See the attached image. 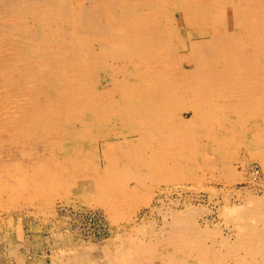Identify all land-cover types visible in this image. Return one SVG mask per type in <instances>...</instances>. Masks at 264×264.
I'll return each mask as SVG.
<instances>
[{
	"label": "bare ground",
	"instance_id": "6f19581e",
	"mask_svg": "<svg viewBox=\"0 0 264 264\" xmlns=\"http://www.w3.org/2000/svg\"><path fill=\"white\" fill-rule=\"evenodd\" d=\"M24 44L31 51L23 52ZM0 51V139L9 154L31 163L0 166V198L46 203L69 192L74 183L59 181L64 165L55 152L94 144L101 139L95 131L111 119L115 141L103 144L102 171L92 148L71 157L72 178L85 168L83 178L100 197L90 208L111 224L127 217L130 227L133 219L105 193L148 204V190L161 184L237 181L233 164L243 154L264 167V0H0ZM16 74L25 89L18 100ZM38 126L52 139L30 135ZM45 140L54 154L29 146ZM166 210L159 227L134 224L54 264H189L182 244L218 230L199 228L192 204ZM223 215L234 226L233 241H224L237 250L235 264H264V196L227 202ZM153 232L160 236L145 237Z\"/></svg>",
	"mask_w": 264,
	"mask_h": 264
},
{
	"label": "rangeland",
	"instance_id": "374dc122",
	"mask_svg": "<svg viewBox=\"0 0 264 264\" xmlns=\"http://www.w3.org/2000/svg\"><path fill=\"white\" fill-rule=\"evenodd\" d=\"M24 45H25L24 48H26V50H23V52L31 51V46L29 44H24ZM29 47H30V49H29ZM2 54H4V52L0 51V60H3V58H4L5 54L4 55H2ZM14 76L16 78L15 82H17V83H15L16 85H13L14 89L12 88L11 91L14 90V92H12V94L14 95L13 97L15 98L14 100H16V99L18 100L21 97L22 92L25 89H24V86L21 83V81L17 80L18 75L16 74ZM100 76L102 77V79H105L104 73L103 74L100 73ZM3 89L4 88H3L2 84L0 83V91L2 93H3ZM3 94H5V92ZM3 94H0V95L3 96ZM23 94H25V93L23 92ZM17 97H19V98H17ZM0 109H1V106H0ZM1 112H2V110H0V114H1ZM1 116L2 115H0V120L3 118V116L2 117ZM114 122H115V120L111 119L110 123L108 122L109 126H105V128H101L100 131H97V130H96L97 132L95 131L96 136L100 135V137H101V139H99L100 141L98 140L97 142L92 144L93 146L90 144H89V146L88 145L83 146L86 149L92 148V150L95 152V155L93 156V164L97 170L99 169V171L100 170L102 171L103 167H104V162L100 158V152L103 148V144H107V143H111V142L115 141L113 139V135H114L113 133H115V132L112 131V130H114V128H112V125H111ZM40 127L38 126L36 128V130H34V131L33 130L29 131L30 135H33V136L34 135L37 136V134L48 135V137L46 139H52L51 136L54 134H52L51 132L46 133L43 130V128L42 127L40 128ZM65 128L68 129V127H66V126H65ZM71 129H72V127L69 128V130H71ZM118 132H120V131H118ZM54 138H56V137H54ZM0 140L2 141V142H0V166L4 165V164H8L10 161L15 160V159L19 160V161H21V159H23L21 156H18V154H16L15 152L14 153L12 152L13 154H9L7 148H5V142H3L4 141L3 137H1ZM48 141H50V140H45V141H42L41 143H37V144L30 142L29 146H31L35 149H39L40 151H43V149L45 148L48 151L47 152V156H48L49 154L52 153L49 149V146L47 145ZM45 145H46V147H45ZM83 147L80 144L71 143V144H67L66 146H64L63 150H60V151L57 150L55 152L56 160L60 164L64 165L63 166L64 171L57 170V173L59 174L58 175L59 181L61 179L60 182L63 181V184L66 182H68V183L73 182L74 183L72 189L69 192H62L60 194V196L55 198V200L52 199V200H49L50 202L46 201V203H45V200H39V201L35 200V202L33 201L32 203H30V202L28 203L25 200H22V201L19 200V201L12 203V201H10L5 196H2L0 198V201H1L0 205H3L2 206L3 208L0 206V218H1L0 219V264H54L57 262V260L59 262L61 259H63V257L67 258V257H72L73 254L74 255H77V254L80 255V253L83 254L85 251V248L87 246H88L87 248H89L91 243L93 246H96L98 244H106V242L110 241L113 237H115L119 231H121V232L122 231L123 232L129 231V228L131 226H133L134 224H142L143 221H145V222H148V221L154 222L155 221V223L157 222L156 224L159 227L161 225V222H162V213L164 210H166V209L167 210L177 209V208L182 209V207L185 208V205H187V204H192L197 209H199L197 212V224L200 225L199 228L218 230L217 231L218 234L215 235V237H217V236L218 237L217 238L205 237L203 239L198 238V237H193L192 240H189L188 242L182 244L183 249H181L180 251H181V253H183V254H181V256L184 259H186L185 262H187L189 264H199L200 261H202V263H204V262L214 263L217 261L224 260L225 264H235L236 257H237V254H236L237 250L235 253L231 252L232 250L229 251L226 247L228 245V242H225L227 238H230L233 241L232 235H233L234 226L230 222L227 221V219L223 215V210H224V207L227 204V202L228 203L230 202L232 205L233 204L239 205L240 202L249 194L253 195V196H258V197L264 196V171L262 170L264 167L260 163L259 160L249 159L248 157H245L243 154V157H241V159H237L238 161H236L233 164L234 168L236 169V171L238 173V179H237V181L235 180L228 185L225 183H221V182L218 185H216V184H213L211 182H206V181L199 183L198 181L194 182V180H187V181L181 182L180 184L179 183L178 184L177 183L168 184V185L161 184L160 186L158 185L156 187H153L154 190H153V188L151 189V187H150V189L148 190V193L150 195L151 194L154 195V199H153L154 202L150 201L151 203L149 202L148 204H139V203L136 204V201L133 202V200L126 198V200H129V201H126L128 203L127 204L125 202V200H123L122 197L119 196L118 197L119 199L117 200L118 195L105 193V196L107 195L106 196L107 197L106 200L108 199L107 201H109L111 203L119 204V207H121L125 211V214H123V215H126L127 213L132 214L131 219H133V220L131 221L130 227L129 226L127 227L128 222L125 221V220H127V217H124L123 220H121L119 222L120 224L119 223L111 224L108 217L105 215V213L92 211V209L90 208L91 204H92V207L94 206V204H95V206H98L97 203H98V200L100 199V197L97 194H95V195L93 194V193H96L95 190L93 191V189H94L93 181L83 178V176H85L84 174L86 173L84 171L85 170L84 167H80L81 172H78L75 174V176L80 175V177L79 176L77 177L78 179L76 178L77 180L75 178H72V177H74L73 176L74 174H71V169H72V158L71 157H72V154L75 151H77L78 148L80 150ZM73 148H74V150H73ZM68 149H70V151ZM98 150H99V152H98ZM52 154H54V153H52ZM23 160H24V162H23L24 165L31 164V163H29V161L27 159H23ZM40 160L42 161V159H40ZM69 160H70V162H69ZM70 163H71V165H70ZM78 163L85 165V163H83L81 161ZM96 163H97V165H96ZM243 163H244V165H243ZM68 165H70V166H68ZM69 167H70V169H69ZM72 171H73V173H75L73 169H72ZM62 175H65V176H63L64 178L62 177ZM65 178L69 179V181L66 180ZM73 179H75L76 182ZM71 180H72V182H71ZM88 182L91 183L90 186H89ZM85 188H86V190H85ZM81 189H84V190H81ZM91 189H92V191H91ZM166 189H167V191H166ZM77 193H79V194H77ZM86 193H88L89 195H87ZM82 194H85L87 198L84 197V195H82ZM90 195H91V197H89ZM113 195L116 197H112ZM80 197H81V199H80ZM167 197L169 199H167ZM83 198L86 200H83ZM110 198L112 199L113 202L110 201L111 200ZM61 200H63V201H61ZM121 200H122V202L124 201L123 203L126 205H124L121 202ZM158 200H160V201H158ZM27 203H28V205H27ZM87 203H89L90 205H88ZM121 203H122V205H121ZM155 203H156V205H155ZM160 203H161V206H159ZM17 204H19V205H17ZM69 204H71V205H69ZM129 204H130V206H129ZM153 204H154V206H153ZM30 206H32V207H30ZM22 207L27 211V213H25L26 211ZM37 207H38V209H37ZM133 207H136V208H133ZM159 207H160V209H159ZM51 208L53 210H50ZM58 208H60V209H58ZM47 209H48V211H47ZM36 211L39 213H37ZM52 212H53V214L55 213L53 216H52ZM49 213H51V214H49ZM137 216H138V218H137ZM151 217H153V218H151ZM57 218H59L60 220ZM61 220H63L64 223L63 222L61 223ZM12 222H13V224H12ZM44 222H46L47 224ZM65 222H66V224H65ZM69 223H70V225H69ZM20 228L22 230H20ZM155 230H157V229H155ZM159 234L160 233H156V232L154 233L153 232L150 235H146L145 237H147V239L153 238V237L157 238L160 236ZM139 236L141 237L142 235H139ZM69 237H71V239L73 241ZM68 239H70V240H68ZM25 242H27V243H25ZM83 242H85V243H83ZM89 242H90V244L88 245ZM81 243H83V244H81ZM230 245H234V244L231 242ZM238 245H240V244H238ZM62 246H63V248H62ZM64 246H66V247H64ZM72 246H73V248H72ZM78 246H79V248H77ZM235 246H237V245L235 244ZM82 248L84 249V251ZM92 251H93V254H96L98 252L95 249ZM92 251H91V253H92ZM62 253H64V254H62ZM65 255H67V256H65ZM31 257H32V259H31ZM59 258H60V260H59Z\"/></svg>",
	"mask_w": 264,
	"mask_h": 264
}]
</instances>
